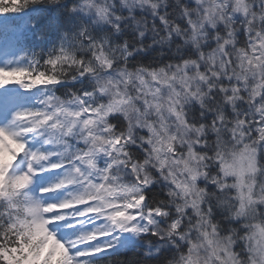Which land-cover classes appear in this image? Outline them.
<instances>
[{"label":"snow or ice","instance_id":"obj_1","mask_svg":"<svg viewBox=\"0 0 264 264\" xmlns=\"http://www.w3.org/2000/svg\"><path fill=\"white\" fill-rule=\"evenodd\" d=\"M0 264H264V0H0Z\"/></svg>","mask_w":264,"mask_h":264}]
</instances>
